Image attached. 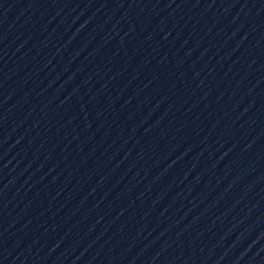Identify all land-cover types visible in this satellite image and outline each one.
I'll return each instance as SVG.
<instances>
[{"label": "water", "instance_id": "obj_1", "mask_svg": "<svg viewBox=\"0 0 264 264\" xmlns=\"http://www.w3.org/2000/svg\"><path fill=\"white\" fill-rule=\"evenodd\" d=\"M0 264H264V0H0Z\"/></svg>", "mask_w": 264, "mask_h": 264}]
</instances>
